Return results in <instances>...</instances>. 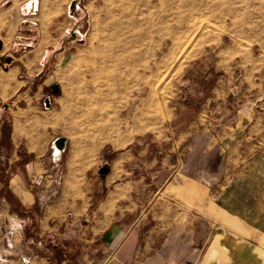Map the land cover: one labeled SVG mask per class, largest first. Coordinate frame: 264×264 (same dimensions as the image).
Listing matches in <instances>:
<instances>
[{"label": "rangeland", "instance_id": "1", "mask_svg": "<svg viewBox=\"0 0 264 264\" xmlns=\"http://www.w3.org/2000/svg\"><path fill=\"white\" fill-rule=\"evenodd\" d=\"M0 10L23 21L22 37L38 48L29 56L44 64L18 73L27 89L0 78V264H38L25 236L37 227L6 185L16 167L39 210L60 204L56 227L71 254L48 264H107L109 223L122 224L144 254L125 264H160L149 247L165 231L174 258L188 246L193 264L212 225L189 217L187 228L165 230L149 202L169 172L213 167L214 136L227 134L216 123L238 119L233 110L264 125V0H0ZM29 105L49 141L36 170L8 162L26 151L10 148L9 111ZM106 180L109 189L135 181L109 219L100 210Z\"/></svg>", "mask_w": 264, "mask_h": 264}, {"label": "crops", "instance_id": "2", "mask_svg": "<svg viewBox=\"0 0 264 264\" xmlns=\"http://www.w3.org/2000/svg\"><path fill=\"white\" fill-rule=\"evenodd\" d=\"M22 23L16 14L0 10V78L15 77V92L28 83L26 79H17L22 69L28 74L29 68L36 67L39 70L44 66L42 59L36 60L29 56L31 51L38 48H29L27 38H23L20 32ZM58 42L59 37L53 43L42 46L43 56L50 46L54 47ZM39 83L36 84L38 88ZM26 95V92H22L24 98L30 97ZM32 110L34 107L29 105L26 108L16 106L9 111L10 148L15 154L18 145L23 143L26 151L23 156L8 158V162L14 161L24 170L29 167L35 170L41 168L38 157L46 151L49 142L44 127L39 123L33 124L41 116L40 113L31 114ZM241 110H233L238 119L232 118L228 124L216 123L218 132L223 130L227 134L219 135V139L217 134L214 136L218 158L214 159L213 167L203 168L194 176L185 170L169 172L164 185L155 191L154 199L149 202L148 211L154 212L156 216L160 212L159 224L165 230L173 227L174 223L177 227L187 228L189 217L196 218L198 223L208 221L212 225L210 239L199 250L193 264H264V125L246 123L247 113ZM1 139L0 126V143ZM18 169L16 167L14 173L10 171L6 185L10 187L11 195L19 201V215L29 216L34 221V227H37V231H31L36 238V243L31 244L36 250L33 259L38 264H48L54 258L55 249L60 253L64 251L71 254L70 245L66 242L68 239L64 241L56 227L57 214L61 213L60 204L39 210L33 193L19 175L22 170ZM133 182L124 180L109 189L106 180L107 189L102 193L100 210L107 219L113 210L120 208L119 201L132 190ZM110 202H113L112 210ZM27 230L25 236L29 246L31 228L28 226ZM101 237L107 246L115 247L112 255L106 258L107 264L114 259L117 264H125L126 261L136 262L139 256L144 258L135 239L131 241L130 234L123 230L122 224H106ZM155 239L151 238L150 244H156L158 240ZM175 240L181 244L182 236ZM172 241L165 231V236L160 237L159 247H149V259H159L162 261L160 264H188V246L184 247V256L174 258L170 246ZM67 263L70 264L71 260L64 259L60 264Z\"/></svg>", "mask_w": 264, "mask_h": 264}, {"label": "trees", "instance_id": "3", "mask_svg": "<svg viewBox=\"0 0 264 264\" xmlns=\"http://www.w3.org/2000/svg\"><path fill=\"white\" fill-rule=\"evenodd\" d=\"M28 239L30 240V241L28 240V242H32V243L35 242V240H36L35 236H33L32 234H29ZM55 253L56 254H54V255H57L60 258L61 255H58L60 253L59 250L55 249Z\"/></svg>", "mask_w": 264, "mask_h": 264}, {"label": "bare ground", "instance_id": "4", "mask_svg": "<svg viewBox=\"0 0 264 264\" xmlns=\"http://www.w3.org/2000/svg\"><path fill=\"white\" fill-rule=\"evenodd\" d=\"M55 144H56V147H57V148H60V147L63 145V139H62V138H58V139L55 141Z\"/></svg>", "mask_w": 264, "mask_h": 264}, {"label": "water", "instance_id": "5", "mask_svg": "<svg viewBox=\"0 0 264 264\" xmlns=\"http://www.w3.org/2000/svg\"><path fill=\"white\" fill-rule=\"evenodd\" d=\"M56 140H57V139H56ZM56 140H55V141H56ZM54 143H55V142H54ZM55 145H56V144H55ZM61 147H62V146H61ZM61 147H60V148H61Z\"/></svg>", "mask_w": 264, "mask_h": 264}]
</instances>
